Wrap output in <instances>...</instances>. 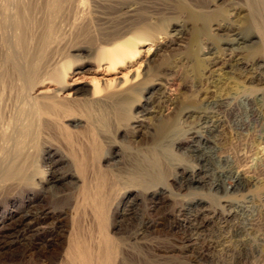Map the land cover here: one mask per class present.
I'll return each instance as SVG.
<instances>
[{"label": "rangeland", "instance_id": "374dc122", "mask_svg": "<svg viewBox=\"0 0 264 264\" xmlns=\"http://www.w3.org/2000/svg\"><path fill=\"white\" fill-rule=\"evenodd\" d=\"M54 1L25 0L32 46L52 18L50 41L38 46L50 75L0 96V235L32 219L37 228L0 249V264H264V103L256 100L264 84L238 77L217 26L252 33L244 60L263 64L250 0H156L161 31L150 30L114 66L102 52L129 39L143 0H59L63 10L53 15ZM176 27L182 38L174 42ZM27 94L51 102L31 108ZM214 100L223 104L211 144L219 169L244 176L238 189L231 179L219 191L182 180L197 166L186 148L191 129ZM156 142L159 161L150 153ZM234 205L244 209L227 214ZM203 216L204 239L182 243L179 225ZM238 226L244 238L233 236Z\"/></svg>", "mask_w": 264, "mask_h": 264}, {"label": "bare ground", "instance_id": "6f19581e", "mask_svg": "<svg viewBox=\"0 0 264 264\" xmlns=\"http://www.w3.org/2000/svg\"><path fill=\"white\" fill-rule=\"evenodd\" d=\"M58 1L59 0H55L51 5L53 15L63 10V7ZM159 2L160 1L156 0H143L140 4V9L143 10L142 14L144 17L137 18L128 24V29H131L129 39L119 43L115 42L113 47L102 52V58H106L109 63L114 66L117 63L124 61L125 58L131 57L136 52L135 47L139 41L150 39V30L157 28L158 31H161L162 28H160V26L162 27L163 25L164 17L160 13L158 14L151 10V8ZM176 2L178 3L179 0H176ZM248 3L250 7L248 15L250 23L259 28L261 35L264 38V0H250ZM179 6L181 10H188V7L185 6L184 3L182 4L180 2ZM235 6L236 7H232L231 9L239 8L237 7L238 5L235 4ZM133 10L134 8L132 7L128 9V12H132ZM220 11L221 10H215V13H219ZM29 16V6L25 3V0H0V96L16 91H19L20 94V91L22 92L25 89H31L50 75L49 71L46 70L50 66V59L41 63V51L44 50L38 48V46H43L47 41H50L48 39L52 27V18H48L49 20L46 22L47 28L44 30L45 33L38 34V43H36L35 47L28 43L30 38L33 43V38L37 37L35 35L33 36L28 29ZM197 18H200V15H197ZM151 19H155L154 24H151ZM217 26L218 28H222L226 34V38L223 40V52L225 55H229L228 60L233 61V65L236 66L234 70L237 72L238 77L241 78L243 82H257L260 85L264 84V63L259 65H249L248 62L244 60L242 50L248 48L249 41H251V37L253 36L252 33L243 34L237 26H232L230 24ZM180 32L181 28L176 27L173 29L171 38H173L172 40H174V42L180 41L182 38ZM29 33L31 34L30 37ZM19 45L22 46V49L18 51L17 46ZM104 54H106V56H104ZM206 55L214 56L216 55V52L213 51V49H208ZM61 76V71L55 72V77L58 79V82H60L59 80L61 79ZM25 98L31 108H38L40 103H45L43 104L45 108L47 107V103L51 102V97H46L47 101L45 102H39L31 97L30 94H27ZM256 100L264 103V91L258 93ZM222 104V101L214 100L208 103L206 108L198 114V121L194 128L191 129L193 130L191 133L193 143L186 146L187 150L189 149V152H191L192 156L195 158L197 166H195L189 174L183 172L184 174L182 175L183 182L185 181L187 183L190 180L195 179L202 185L214 187L215 191L221 189L226 182V179L234 181V189L241 188L246 184L244 176L239 172L234 171L229 173L218 168L220 160L215 155V149L211 144L212 141L209 135L210 133L217 131V125L219 123L218 112L220 111ZM259 127V132L264 140V123H261ZM165 128H167L166 124H164L159 131L162 133ZM151 146L150 153L154 154L155 160L157 159V161H159L158 156L162 157L159 142H156ZM3 169L6 170V168ZM1 171L2 172L0 173H4L2 169ZM9 175L11 176V174ZM243 206L244 205H234L232 206L233 208L227 211V214L233 210L236 212L242 211L244 209ZM25 217H27V214H21L18 219L19 221H22ZM207 218L209 217H204L201 220H198L196 217L184 220L179 225L182 243L197 244L199 241L203 240V233L205 231L204 223L208 222ZM32 220L23 223L21 228L16 229L12 233L0 235V242H2L0 243V249L5 248L7 251H10L11 244L30 240L37 231V228L32 226L34 222ZM246 229L247 228L244 226H238L235 228L233 236L244 238L242 235H244ZM27 231L30 232L26 233ZM49 240L44 242L45 248H48L49 244H51ZM7 245L8 247H5Z\"/></svg>", "mask_w": 264, "mask_h": 264}]
</instances>
